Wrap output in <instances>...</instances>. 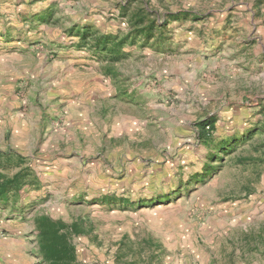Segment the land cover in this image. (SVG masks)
<instances>
[{"label":"rangeland","instance_id":"rangeland-1","mask_svg":"<svg viewBox=\"0 0 264 264\" xmlns=\"http://www.w3.org/2000/svg\"><path fill=\"white\" fill-rule=\"evenodd\" d=\"M0 116V264H46L41 216L81 264H264V0H0Z\"/></svg>","mask_w":264,"mask_h":264},{"label":"crops","instance_id":"crops-1","mask_svg":"<svg viewBox=\"0 0 264 264\" xmlns=\"http://www.w3.org/2000/svg\"><path fill=\"white\" fill-rule=\"evenodd\" d=\"M71 12H72L71 15L77 16L76 10H73ZM79 62L87 63V61L80 59V60H67L64 64L63 63L62 64H63L64 68H65V66H67V69L74 70V64H77ZM94 65H96V64L94 63ZM46 66H47V64L43 63L39 72L44 73L42 78H48V79L43 80V81L41 79V83L43 82V84L45 85V84H49V82H53L54 85L61 87V89H59V91H57V93L61 92V91L65 92V94H63V95L58 94L57 96L53 97V99L56 101L54 104H52L50 106L60 110L61 106L65 105L66 111L68 113L65 117L66 119L70 120V118H72L74 115H79L80 118L82 119V117L86 116L88 114V112L90 111L89 108H94L95 106H97L96 102H94V100H93L94 99L93 94H94V96L100 97V98H102L103 95H100V96L97 95V90H94L95 88H97V86L94 85V83L92 84V81L90 80V77H91L90 72H93L92 66H91L92 68L91 67H88V68L83 67V70H85L86 72L78 71V75H79L77 77V78H79L78 81H74L73 77L72 76L70 77L68 73H66L67 74L66 75V74H64V72L63 73L56 72V70H52L51 68H49V66L48 67H46ZM51 67L53 68V67H55V65H52ZM69 70H68V72H70ZM36 76L39 77V73H36ZM113 77H114L113 75H110L108 78V84H109L110 92H111V89L114 87V83H115L113 81ZM64 80L67 83L72 82L74 85L79 84L78 85L79 89H80V90H78L79 92H77L78 88L72 89L71 91L62 89V86L65 82ZM49 85H50V87H52L51 84H49ZM49 92H50L49 94H52L53 91L50 90ZM41 94H42V92H40V95ZM50 99H52V98H50ZM42 100L43 99L41 98L39 102L41 103ZM42 106L45 107L44 103H42ZM98 107H100L101 110L103 109L102 102H100ZM30 108H32V105ZM41 114H43V111H41ZM2 117L0 116V119ZM3 118H6V117H3ZM22 134H23V137L25 136L24 137V140H25L24 143L30 145L31 144V137L29 135L28 129L24 128L22 131ZM36 243H37V241H36ZM36 252L38 253V248L36 249Z\"/></svg>","mask_w":264,"mask_h":264},{"label":"trees","instance_id":"trees-1","mask_svg":"<svg viewBox=\"0 0 264 264\" xmlns=\"http://www.w3.org/2000/svg\"><path fill=\"white\" fill-rule=\"evenodd\" d=\"M18 179L19 177L15 176L0 184V195L4 194L10 185L18 182ZM71 231L75 232V227H72ZM36 232L39 250L46 264H81L71 242V233L63 221L41 216L36 220Z\"/></svg>","mask_w":264,"mask_h":264}]
</instances>
